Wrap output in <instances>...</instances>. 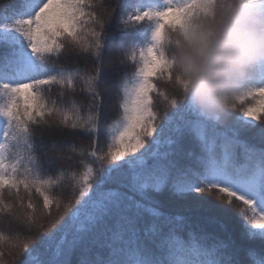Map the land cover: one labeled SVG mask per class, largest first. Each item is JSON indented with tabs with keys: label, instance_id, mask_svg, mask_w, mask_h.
Wrapping results in <instances>:
<instances>
[{
	"label": "snow or ice",
	"instance_id": "6c2138e0",
	"mask_svg": "<svg viewBox=\"0 0 264 264\" xmlns=\"http://www.w3.org/2000/svg\"><path fill=\"white\" fill-rule=\"evenodd\" d=\"M199 6L200 0H122V25L148 21L151 27L138 56L139 33L123 37L117 46L138 66L130 79L114 85L119 115L111 121L102 119L99 89L106 21L115 9L103 0H18L10 15L0 17V215L23 223L29 233L33 227L44 229L42 220L48 218L39 249L32 234L9 237L0 232V264H73L77 252L78 264H237L222 242L210 243L192 232L187 239L178 235L186 218L166 215L152 197L164 191L195 208L226 215L235 204L242 235L264 239V146L239 138L241 130L264 120V71L219 123L169 98L155 83L171 79L163 50L166 33L182 28ZM65 49L90 55L97 61L95 71L50 63ZM78 83L86 103L71 95L65 100ZM54 85L61 89L59 101L44 93L45 86L51 91ZM153 94L165 110H175L162 122ZM247 101L253 103L244 107ZM238 106L239 114L233 115ZM228 121L233 126L219 131ZM41 126L91 137L89 145H52L56 151L48 158L50 165L67 161L77 169L45 177L33 138L34 128ZM186 132L199 147L190 163L182 162L175 148ZM259 135L264 140V128ZM64 182L71 184L73 195L78 192L75 206L51 195ZM33 189L42 207L32 202ZM205 194H215L220 205L204 199ZM6 195H15V201ZM53 205L58 212L63 207L56 219H51ZM146 217L142 236L139 225ZM5 245L10 261L4 257Z\"/></svg>",
	"mask_w": 264,
	"mask_h": 264
},
{
	"label": "clouds",
	"instance_id": "9594fccd",
	"mask_svg": "<svg viewBox=\"0 0 264 264\" xmlns=\"http://www.w3.org/2000/svg\"><path fill=\"white\" fill-rule=\"evenodd\" d=\"M163 50L171 95L219 123L264 71V0H200Z\"/></svg>",
	"mask_w": 264,
	"mask_h": 264
},
{
	"label": "trees",
	"instance_id": "16d2710c",
	"mask_svg": "<svg viewBox=\"0 0 264 264\" xmlns=\"http://www.w3.org/2000/svg\"><path fill=\"white\" fill-rule=\"evenodd\" d=\"M119 1H120V4H121L122 0H115L114 3L111 2V1L109 2V5H110L109 9H115V12L113 14L112 19H114V18L116 19L117 18L118 21H119V18L121 20V11H120V7H119L120 6ZM3 2H4V0H0V13L3 12L4 13L3 16H4V15H6L5 14V10L8 7L7 5L11 4V1L6 3L4 8H3ZM117 3L119 4V6H117ZM116 12H118V14H120L119 18H118V14H117V17H116ZM112 19H111L110 22L108 21L109 26L106 27V30L108 31V32H105L106 38H107L106 34L109 35L111 33L110 31H114L112 29V24H111L112 23ZM141 23L142 22H140L139 24H133V26L131 28H128V29L126 27L117 29L118 31H115L117 40L120 41L121 40V35L123 33H125V32L130 33L132 35L135 34V33H140V28L142 26ZM115 25H116V23H115ZM117 26H119V25L117 24ZM149 27H151V25ZM122 37H125V36H122ZM146 38H147V34H146ZM146 38L144 39L143 46L146 43ZM106 44H107V39H106L105 44H104L105 45V50L107 48ZM81 54H83V53H80V55ZM69 55H72V56H69ZM76 55L77 54L75 53V51H72V50H69V49H65V51L60 55L59 58L53 57L50 60V63L54 64L57 68H60V67H64V68H79L82 71L91 72V71H89L87 69V67H85V65L81 64V62L78 59V56H76ZM66 57H68V58H66ZM88 61L90 62V67L93 68L92 72H94L97 61L94 58H92L91 56L88 57ZM128 61L132 64V69H130L129 71H128V69H123V68L117 70L114 73V74H117L116 78L119 75H120V77L121 76L122 77L121 78L119 77L120 79L118 81H116V83L121 81L122 79H124L126 76L130 79L131 76L134 74L138 64H137V62H134V61H131V60H128ZM103 73H104V69H103V72L101 74L102 75V79H104V77H103L104 74ZM155 83L157 84L158 89H160L161 91H164L168 95L169 98L173 97L171 95L170 90L168 89V86H167V84L165 83L164 80H156ZM78 87H81V85L79 83L77 84V90L78 91L76 90L77 92L76 93H72L71 96H73L78 101L86 103L87 102V100H85L86 98L83 99L81 97L82 95H85V94L81 93L79 91L80 88H78ZM57 88H58V86L54 85V86H52L51 91H49L47 86H45L44 93H45L46 96H48L50 98L57 99L59 101V93H60V91H58ZM99 91H100L101 96H102V88H101V86H100ZM114 93H115L114 109L111 112L106 107L103 106L102 119H106V120L111 121V120H115L117 118V116L119 115V109L117 107V104H118V89L116 87H115ZM153 95H154V100L156 101V105L155 106L160 112V119H161V122H162L165 115H172L175 110L170 108V107L167 108V110H165V107H164L163 102L161 101V98L158 95H156V94H153ZM68 96H69V94H65V100L68 99ZM102 98H103V96H102ZM158 102H159V104L161 103V106L158 105ZM251 103H253V101H247L245 103V105H243V106L246 107V106L250 105ZM103 105H104V103H103ZM239 107L240 106H238L237 110L233 113V115L239 114ZM253 123L256 125V127L248 128L246 130H241L239 132V137L240 138L242 137V138L249 139V140H251V141H253L255 143H263L264 140L261 139V137L259 135V131H260L261 128H264V120L254 121ZM232 126H233L232 121H228L227 124H226V129L231 128ZM41 128H44V126L36 127L33 130L34 143L36 145L37 155L40 158V160H41V157H40V153H38L36 140H37V137H39L44 132ZM57 129L63 131V129H60V128H57ZM67 130H69V129H67ZM250 131H254V132L251 133ZM69 134H70L69 136H71V138H72V140H71L72 142L71 143H74L76 145H81V144L89 145L91 143V137L87 136L84 132L75 131V133H69ZM179 141H180V143L182 145H186V143H189L190 146H191V143H193L192 146L197 148V146L194 145L195 144L194 139H189L185 134H183L180 137ZM100 142H101L102 146L105 144V141H104L103 138L101 139ZM175 148H176V146H175ZM177 154H178V157L180 159H182V162H184V163L192 162L193 158L195 157V155H197V153H195V151H193V150L190 153L191 154L190 157L188 155H187V157L183 156L180 153V151H177ZM77 159H78V157H77ZM77 168H78V165L75 164L72 169H77ZM59 170H61V167H54L53 169H51V166H49V165H47L46 168L43 166V174L45 175V177L51 176L53 178H56ZM69 170H71V169H69ZM112 187H115V185H112ZM22 195H25V200H27L26 194H23V192H22ZM51 195L54 196V197L61 198L62 203L63 202H67L70 199L72 205L75 206L76 198L78 196V192L75 195H73L71 184L68 183V182H64V183L60 184L59 186L55 187L53 189V191L51 192ZM67 197H68V199H66ZM152 197L157 202L155 206H157L166 215L188 216V215H192L194 212H197V213H200L202 215V218H204V217H212V216H214L213 213H215V211H212V212L211 211H207L208 208H195L193 206H190V205L186 204L185 202H182V201L176 199L174 196H172L167 191H164V192H161V193L152 194ZM214 197H215V194H212V195L205 194L204 195V199L209 201L211 204H216V200H215ZM5 198L6 199H12L13 202L15 201V195H13L12 197H8L6 195ZM31 198H32V202L34 204H36L38 207H42V204H43L42 198L39 197L38 194L35 193L34 189H33ZM220 203L221 202H219V205H220ZM235 210L237 212L236 206H235ZM201 211H204V213H201ZM236 212L233 213V218L230 217L231 219H229L228 222L232 223L233 222L232 220H234V222L236 223V220H238V218L236 216ZM61 213H63V207L61 206V209L58 212L56 210V208H55V205H53L52 206L51 219H56L58 216L61 215ZM3 216H5V215H0V232L4 233L6 236L10 237V235H11L10 231L11 230L9 231L8 229L4 228L5 227V223H4V219L2 218ZM10 218H12V217H10ZM5 219H6V216H5ZM203 221H206V220L203 219ZM208 221H209V219H208ZM7 222L11 223L12 221H10L9 218H7ZM217 222H219V221L217 220ZM42 223L44 224V229H47V227H48V218L45 217L42 220ZM1 226H2V229H1ZM237 226H239V225H237ZM139 227L141 229V235L143 236V230H144L145 226L141 223V225H139ZM10 229H12V227ZM44 229H41L39 227H33V229H32L33 230V234L32 235L35 237L34 238V245L37 246L38 249L40 247V237L43 234ZM234 241L236 242L235 244H234ZM234 245L237 246V248H238V246H241L240 248L235 250V251L239 250L238 252H236L238 257H244L246 254L253 255V257L249 258V261L247 262V264H254V260H264V258L260 259L261 252L264 250V239H260V238L248 239V238H245L242 235L241 231H240V227H238V229L235 232V237L233 238L232 247H234ZM255 249L258 251L259 255H258L257 251H255ZM4 250L6 251V254H7V257H8L9 249L7 248V245L4 246ZM78 259H79V253L77 252L72 257L73 263L75 261V263L78 264ZM7 261H10V257L8 258ZM237 261H238L237 264H243V259H240V260H237Z\"/></svg>",
	"mask_w": 264,
	"mask_h": 264
},
{
	"label": "rangeland",
	"instance_id": "374dc122",
	"mask_svg": "<svg viewBox=\"0 0 264 264\" xmlns=\"http://www.w3.org/2000/svg\"><path fill=\"white\" fill-rule=\"evenodd\" d=\"M113 2V0H104L103 3L110 8L109 6V2ZM97 12L100 11L99 8L96 9ZM117 17V15H116ZM116 23V25H115ZM112 29L114 31H110L111 33L107 35V48L104 51V58H105V64H104V79H102V83H101V88H102V96H103V103H104V107H106L109 111L112 112V110L114 109V98H115V87L114 85L116 84V81L119 80L120 75L116 78L117 74H114L117 70L119 69H132V64L124 58L123 54L119 51L118 49V44L120 41L117 40L116 38V34L115 31H118L117 29L122 28V24H120V18L119 21L117 20V18L112 19ZM117 24L119 26H117ZM109 26L108 21H106V27ZM120 31V30H119ZM105 32H108L107 30H105ZM132 34L130 33H123L121 35V39L123 38L122 36H130ZM76 53V52H75ZM78 56L79 61L81 62V64L85 65V67H87V69L89 71H93V68L90 67V62L88 61V55L85 54H81L80 53H76ZM72 56V55H69ZM65 57V56H64ZM68 58V57H66ZM72 59V58H71ZM73 60V59H72ZM110 61V62H109ZM123 61V62H121ZM80 88V87H78ZM58 91H61V89L58 87L57 88ZM78 91V90H77ZM76 91V92H77ZM75 92V93H76ZM66 94H69L66 92ZM69 95H72L69 94ZM83 99L87 100V95H82L81 96ZM159 106H161V103L159 104ZM44 132L43 134H41L39 137H37L36 143H37V148H38V153H40V157H41V162L43 164V166L46 168L47 165L51 166V169H53L54 167H61V169H72L75 165V163H69L67 161H62V162H55L52 163L51 165L47 162L49 157H52L55 155V149L52 148L53 143H55V145L57 146V148H63L65 145L70 144L72 141L71 136H69V133H75V131L72 130H67V129H63L62 130H58L57 128H48V127H44L41 128ZM180 141L179 143L176 145V150L180 151V153L187 157V155L190 157L191 156V152L192 150L195 151V153H199V147L197 145V148L192 146L193 143H191V146L189 143H186V145H180ZM192 149V150H191ZM77 159V157H74L73 160L75 161ZM194 160V158H193ZM63 194V193H62ZM61 194V195H62ZM69 196V195H68ZM65 198V197H64ZM68 199V197L66 198ZM216 204L219 205V201H216ZM215 211V210H214ZM236 212L235 210V206H231V208H229L228 210V214H224V213H220L215 211L214 216L212 217H204L203 219H205L206 221H208V223L214 227V228H223L225 229V232H227V237L230 236L231 238L229 239L231 242H233V238L235 237V232L238 229L239 223H235L234 220H232L233 222L230 223L228 222L229 219H231V215L232 213ZM237 213V212H236ZM6 216V219H5ZM3 216L2 218L4 219V223H5V227L6 229H8L9 231L11 230V232L16 233H20L21 235H27V234H33V230H31V233L28 232L27 227L23 224V223H19L15 220H13V218H10V216L6 215ZM216 216V217H215ZM7 218H9L10 222H7ZM216 218V219H215ZM200 220V219H197ZM217 220L219 222H217ZM197 222L195 221V224ZM224 223V224H223ZM10 224V225H9ZM237 224V225H236ZM13 229H10V228ZM2 229V226H1ZM33 229V228H32ZM13 230V231H12ZM15 233V234H16ZM236 242L234 241V244ZM241 246H238V248H240ZM237 246L234 245L233 247V251L234 252H238L235 251L238 249ZM237 259H239V257H236ZM238 263V261H237ZM73 264H76L75 261Z\"/></svg>",
	"mask_w": 264,
	"mask_h": 264
},
{
	"label": "bare ground",
	"instance_id": "6f19581e",
	"mask_svg": "<svg viewBox=\"0 0 264 264\" xmlns=\"http://www.w3.org/2000/svg\"><path fill=\"white\" fill-rule=\"evenodd\" d=\"M221 206H223V205H221ZM13 229V228H12ZM13 231V230H12ZM11 232V231H10ZM15 233L16 232H14V235H15ZM11 235L10 236H12L13 235V232H11L10 233ZM3 251H4V257H5V260L7 261L8 260V258L10 257L9 255H8V257H7V254H6V251L4 250V248H3Z\"/></svg>",
	"mask_w": 264,
	"mask_h": 264
}]
</instances>
